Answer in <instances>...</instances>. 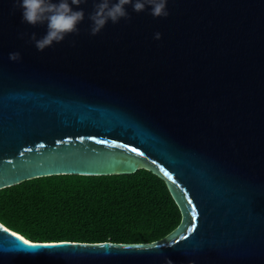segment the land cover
<instances>
[{"label":"water","instance_id":"95a60500","mask_svg":"<svg viewBox=\"0 0 264 264\" xmlns=\"http://www.w3.org/2000/svg\"><path fill=\"white\" fill-rule=\"evenodd\" d=\"M166 6L126 5L130 21L92 36L91 0L73 5L80 33L41 52L19 34L46 24L0 0V189L144 167L182 212L148 243L33 241L0 222V264H264V0Z\"/></svg>","mask_w":264,"mask_h":264},{"label":"trees","instance_id":"16d2710c","mask_svg":"<svg viewBox=\"0 0 264 264\" xmlns=\"http://www.w3.org/2000/svg\"><path fill=\"white\" fill-rule=\"evenodd\" d=\"M181 221L166 181L144 167L41 176L0 189V222L33 241L148 243Z\"/></svg>","mask_w":264,"mask_h":264},{"label":"clouds","instance_id":"9594fccd","mask_svg":"<svg viewBox=\"0 0 264 264\" xmlns=\"http://www.w3.org/2000/svg\"><path fill=\"white\" fill-rule=\"evenodd\" d=\"M16 8L21 9V20L23 23L36 26L46 24V33L37 38V34L32 32L20 33V38L27 36L28 40L34 43L38 51H43L51 47L54 42H62L70 34H79L78 25L85 19V12L81 8L74 10L73 5L79 7L87 4L89 0H12ZM93 10L88 14L91 21L88 29L89 34L95 36L101 32L105 25L111 21L113 24L119 23L121 19L130 21L131 16L126 9V5H131L136 13L149 9V14L153 18L167 17L168 0H91ZM161 33H154V39H160ZM75 44V41L72 42ZM9 59L19 61L20 52L9 53ZM157 253L160 249H154ZM164 264H173L170 259L165 258ZM189 264H194L189 261Z\"/></svg>","mask_w":264,"mask_h":264}]
</instances>
